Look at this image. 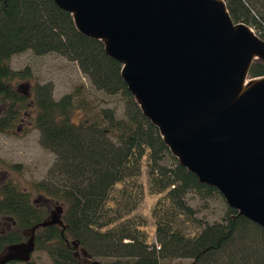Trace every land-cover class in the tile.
Listing matches in <instances>:
<instances>
[{
    "label": "trees",
    "instance_id": "16d2710c",
    "mask_svg": "<svg viewBox=\"0 0 264 264\" xmlns=\"http://www.w3.org/2000/svg\"><path fill=\"white\" fill-rule=\"evenodd\" d=\"M226 2L233 22L256 30L264 44V2ZM28 51L77 63L96 91L122 96L123 117L110 108L97 112L85 100L76 102L78 90L55 101L51 84L37 86L32 99L19 94L13 85L23 74L12 72L10 59ZM121 71L122 64L108 56L105 43L81 35L73 16L53 0H0V105L9 113L0 118V133L13 130L23 114L30 113L42 147L56 157L48 180L34 184L31 192L22 191L10 178L1 182L0 256L10 246L24 244L31 232L35 251L46 252L53 264H99L97 258H112L115 264H161L165 259L264 264V230L230 208L224 225L207 227L194 240H187L169 222H157L153 246L147 243L144 220L121 222L120 212L111 210V193L141 176L145 158L151 191H169L174 210H188L184 199L191 191L219 194L200 184L171 154L128 91ZM261 77L264 61L257 60L248 79ZM77 111L83 117L75 121ZM165 159L172 162L170 168L162 166ZM7 169L11 166L0 160V172ZM124 209L130 214L136 208L128 204ZM54 212L61 214L62 225H43Z\"/></svg>",
    "mask_w": 264,
    "mask_h": 264
},
{
    "label": "water",
    "instance_id": "95a60500",
    "mask_svg": "<svg viewBox=\"0 0 264 264\" xmlns=\"http://www.w3.org/2000/svg\"><path fill=\"white\" fill-rule=\"evenodd\" d=\"M53 1L122 64L128 91L181 166L264 230V77L245 88L264 45L251 30L218 0ZM8 250L0 264L27 263L35 245Z\"/></svg>",
    "mask_w": 264,
    "mask_h": 264
},
{
    "label": "rangeland",
    "instance_id": "374dc122",
    "mask_svg": "<svg viewBox=\"0 0 264 264\" xmlns=\"http://www.w3.org/2000/svg\"><path fill=\"white\" fill-rule=\"evenodd\" d=\"M219 1L225 5L227 3L226 0ZM262 1L264 2V0ZM248 28L252 35L259 40L256 30L251 27ZM259 42L262 43L260 40ZM259 60L264 61V56ZM10 69L12 72L23 74L22 80L16 81L13 86L15 91L29 99L33 98V91L37 86L42 87L51 84L52 98L55 101H59L64 96L78 90L80 96L76 97V102L85 100L97 112L110 108L118 112L119 118L124 115L126 103L121 95L109 97L96 91L87 77L82 74L78 64L68 61L62 56L57 54L35 56L28 51L13 56L10 59ZM255 82L256 80L247 78L245 88ZM5 109L6 106L0 105V118L9 116L8 110ZM82 117L83 114L77 111L74 120L78 121ZM0 160L11 166L10 170L7 169V173L5 170L0 172V189L3 185L1 182L10 178L22 191L31 192L34 184L48 180L49 172L55 164L56 157L42 147L41 134L33 127L30 113H24L13 130L4 134L0 133ZM171 165L172 162L167 159L162 163V166L167 168H170ZM168 193L169 191L154 194L151 191L149 161L145 158L141 164V176L136 180L117 185L110 195L109 207L113 212H120L123 219L121 222L131 219L144 220L147 243L150 246L156 245L155 228L157 222H169L173 228L180 230L187 240L196 239L207 227L225 224L229 207L220 194L201 196L191 191L184 199L188 210L178 211L174 210ZM33 195L34 198H38L36 193ZM128 204L136 208L130 214H126L127 211L124 209ZM163 213L166 214L164 217L162 216ZM54 216L61 218L60 213L54 212L49 219L51 220ZM31 239L32 235L29 232L25 244H28ZM8 254L9 250L6 249L0 259ZM94 261L99 264H115L116 262L112 258H97ZM30 262L53 264L49 255L44 251H34ZM161 264H195V261L193 259H165L161 261Z\"/></svg>",
    "mask_w": 264,
    "mask_h": 264
},
{
    "label": "bare ground",
    "instance_id": "6f19581e",
    "mask_svg": "<svg viewBox=\"0 0 264 264\" xmlns=\"http://www.w3.org/2000/svg\"><path fill=\"white\" fill-rule=\"evenodd\" d=\"M219 1V0H218ZM258 82V81H257ZM243 92H244V90H243Z\"/></svg>",
    "mask_w": 264,
    "mask_h": 264
},
{
    "label": "flooded vegetation",
    "instance_id": "af4514ba",
    "mask_svg": "<svg viewBox=\"0 0 264 264\" xmlns=\"http://www.w3.org/2000/svg\"><path fill=\"white\" fill-rule=\"evenodd\" d=\"M12 263V262H11ZM15 263V262H14ZM9 264V263H8Z\"/></svg>",
    "mask_w": 264,
    "mask_h": 264
}]
</instances>
